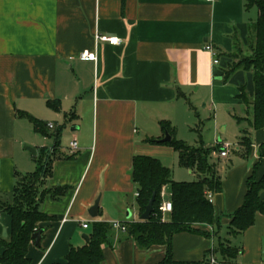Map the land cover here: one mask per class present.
Returning a JSON list of instances; mask_svg holds the SVG:
<instances>
[{"label":"crops","instance_id":"crops-1","mask_svg":"<svg viewBox=\"0 0 264 264\" xmlns=\"http://www.w3.org/2000/svg\"><path fill=\"white\" fill-rule=\"evenodd\" d=\"M256 16V8L245 9L244 0H0V200L10 199L16 174L35 170L43 148L51 159L40 202L50 218L38 224L39 245L29 244L30 264H67L70 250L87 244L93 222L139 221L134 156L159 159L174 181L197 179L179 164L172 146L158 141L165 136L163 124L173 136L170 122L187 111L186 105L200 123L205 118L221 133L214 143L200 141L219 146L210 162L221 189L206 194L213 222L194 225L208 234L175 233L171 257L201 262L223 243L238 253L223 261L217 252L215 264H264V211L256 212L242 232L229 230L248 180L264 174V159L258 156L264 127H250L252 106L238 98L244 86L252 99L253 75L237 69L223 79L232 39L246 46ZM206 45L218 53V63ZM83 53L95 58H82ZM193 95L204 103L202 118L189 101ZM243 130L251 141L248 155L239 144ZM73 140L77 149L72 152ZM225 144L228 152L222 157ZM97 198V214L91 217ZM161 200H171L169 185ZM9 235L10 216L0 211V240ZM101 248V264H162L166 256L165 244L144 248L113 227Z\"/></svg>","mask_w":264,"mask_h":264},{"label":"trees","instance_id":"trees-1","mask_svg":"<svg viewBox=\"0 0 264 264\" xmlns=\"http://www.w3.org/2000/svg\"><path fill=\"white\" fill-rule=\"evenodd\" d=\"M244 7L245 9L256 8L257 16L250 25L246 46H242L236 36L232 39V52L226 55L231 61L227 63L223 79L226 81L237 69L251 71L254 83L253 97L249 100L245 87L240 86L238 98L252 106L253 117L249 123L252 129L257 130L264 127V0H244ZM216 56H219L217 52ZM180 97L185 98L183 95ZM48 104L52 107L55 106L51 102ZM33 123L34 127H40L37 121L34 120ZM162 127L164 131H169V125L163 124ZM165 144L173 147L177 153L179 164L192 169L198 175L197 179L190 182L174 181L171 178V170L164 166L159 159L150 156H134L132 180L137 188L140 213L144 211L153 193H155L154 211L147 221L139 220L126 224L125 232L144 248L153 244H165L166 256L162 264H210V257L208 258L207 255L201 262L174 261L171 257V239L175 233L181 231L208 234L194 228V225L211 224L214 220L213 205L206 194L221 189V179L216 171V166L210 162L211 153L219 146L213 148L203 145L192 147L173 136ZM239 144L243 154L248 155L251 151L248 131H242ZM42 151L44 157L35 160V170L16 174L15 186L10 199L0 200V211L10 216L9 238L0 240V247L3 250L0 264H30L27 251L32 241V235L40 230L38 227L40 222L50 218L46 214L44 215L40 209L41 199L47 193L45 189H41L42 183L45 176L47 177L51 173V159L46 148H43ZM258 156L260 159H264V143L259 146ZM167 185L170 186L171 191L172 211L167 220H162L158 206L162 201L161 191ZM263 191L264 174L258 181H255L253 177L248 180L244 202L231 215L230 233L242 232L253 224L256 212L264 211V200L259 198ZM111 230V224L93 222L87 244L80 248H72L66 257L67 264H101L103 259L101 246ZM217 252L224 261L226 258H234L238 253V248L220 243L219 247L212 251L213 255Z\"/></svg>","mask_w":264,"mask_h":264},{"label":"rangeland","instance_id":"rangeland-1","mask_svg":"<svg viewBox=\"0 0 264 264\" xmlns=\"http://www.w3.org/2000/svg\"><path fill=\"white\" fill-rule=\"evenodd\" d=\"M196 99L197 98L193 95L189 98V101L191 105L196 108L197 112L202 118L201 111L204 103H199L198 101H196ZM180 106L182 105L180 104ZM185 108L187 110V113L178 112L175 116L176 120L174 122H170L171 129H173V137L183 141L189 146L198 147L201 145L200 141H202L203 143H214L218 139V137L221 136V133L218 132L217 129L209 126V122H207L204 117V119L202 120L203 122L200 123L199 117L193 111H190L187 105ZM222 126H224V124ZM197 128H199L200 130ZM180 170L186 172L184 168H181Z\"/></svg>","mask_w":264,"mask_h":264},{"label":"built area","instance_id":"built-area-1","mask_svg":"<svg viewBox=\"0 0 264 264\" xmlns=\"http://www.w3.org/2000/svg\"><path fill=\"white\" fill-rule=\"evenodd\" d=\"M97 39L102 40V41H106V42H108L110 44H118V43H120V39H118L116 37L98 35ZM205 48L212 53V55L214 57L213 58V62L215 64L218 63V59L216 57V52L213 50V48L210 45H206ZM81 57L85 58V59H94L95 58L94 54H92V53H83V54H81ZM47 127L52 129V128H54V124L53 123H48ZM69 147H70V150L72 152L76 151L77 142L75 140L71 141ZM228 147L229 146L227 144L222 145L220 150H219V155L222 156V157L226 156L227 152H228ZM171 211H172V202H171V200L161 201V203L158 206V212L161 215V219L164 220V215H166L167 213H170ZM82 226L84 228H86L88 225L87 224H82ZM111 226L113 228H115V229H118V230H121V231H125V226L123 224L119 223V222H112ZM209 263L210 264H215L216 263V260L213 257V255L210 256Z\"/></svg>","mask_w":264,"mask_h":264},{"label":"water","instance_id":"water-1","mask_svg":"<svg viewBox=\"0 0 264 264\" xmlns=\"http://www.w3.org/2000/svg\"><path fill=\"white\" fill-rule=\"evenodd\" d=\"M170 139H171V136L168 134V132H165L164 138H162L158 141L159 142H168ZM26 148H27V150H29L31 152L32 155L36 154V150L34 148H31L29 146H27ZM259 198H260V200H264V191L260 193ZM98 200H99V198H97L95 200L93 206H91V208L88 211V213L91 217H95L97 214ZM154 200H155V193H153L152 196L150 197V199L148 200L147 205L144 208V211L139 216V220L147 221L150 219L151 214L154 211V207H153ZM42 232L43 231L39 230L32 235V241L34 242L35 245H39ZM5 236H6V233L4 232L3 237H5Z\"/></svg>","mask_w":264,"mask_h":264}]
</instances>
